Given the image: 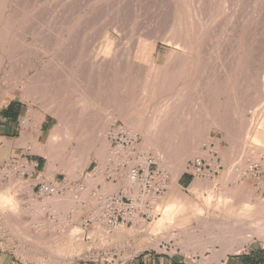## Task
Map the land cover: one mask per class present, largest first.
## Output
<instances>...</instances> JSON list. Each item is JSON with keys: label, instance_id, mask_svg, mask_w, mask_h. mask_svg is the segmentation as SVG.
<instances>
[{"label": "rangeland", "instance_id": "374dc122", "mask_svg": "<svg viewBox=\"0 0 264 264\" xmlns=\"http://www.w3.org/2000/svg\"><path fill=\"white\" fill-rule=\"evenodd\" d=\"M10 102L18 111L15 129H0V164L27 155L40 172L0 179V256L124 264L156 250L184 253L192 264L196 255L212 262L220 244L208 232L218 234L231 220H264V181L234 172L235 165L264 160L253 139H264V0H0V120ZM134 120L141 128L133 129ZM115 122L136 132L137 149L169 176L152 220L122 233L86 223L103 196L130 190L126 172L111 176L109 150L97 154L104 142L115 149L108 136ZM55 131L74 139L55 147L59 157L47 174L44 148ZM211 151L227 170L193 176L191 160ZM173 168L209 188L178 184ZM42 179L64 185L59 195L71 203H45L53 195L34 190ZM244 185L255 195L254 215L241 205L244 215L236 218L230 196ZM175 194L186 199L184 214L165 216ZM33 202L45 208L36 217Z\"/></svg>", "mask_w": 264, "mask_h": 264}, {"label": "built area", "instance_id": "2783aa9c", "mask_svg": "<svg viewBox=\"0 0 264 264\" xmlns=\"http://www.w3.org/2000/svg\"><path fill=\"white\" fill-rule=\"evenodd\" d=\"M112 146L124 157L114 168L117 176L126 171L130 190H120L106 195L96 207L99 215L89 217L86 223L99 222L109 230H117L120 226H132L139 220L149 222L153 217L155 202L167 191L168 174L157 165L156 158L145 155L137 147L139 135L121 122H115L108 133ZM33 160L26 155L24 160L14 158L0 164V179L7 180L13 176L32 177L39 173L37 163L32 170ZM115 163V162H114ZM190 168L193 176L212 178L224 170V164L217 152L211 151L207 156H196L191 160ZM235 172L243 177L251 178L260 184L264 181V160L250 162L247 166L235 165ZM115 178H113L114 180ZM63 186L39 181L34 190L39 196L59 194ZM264 187V185H263Z\"/></svg>", "mask_w": 264, "mask_h": 264}, {"label": "crops", "instance_id": "0c3cea01", "mask_svg": "<svg viewBox=\"0 0 264 264\" xmlns=\"http://www.w3.org/2000/svg\"><path fill=\"white\" fill-rule=\"evenodd\" d=\"M17 107L16 104H14V102H10L8 104V106H6V108L3 110L2 112V119L0 120V129L1 132L3 134H8L11 131H13L15 129V119L17 116ZM40 165V162L37 161ZM227 170L226 167L224 166V171ZM235 172V171H234ZM180 179L179 182L182 185H187V184H191V186L195 183L192 184V177L191 176H187L185 174H181V176L179 177ZM178 182V184H179ZM222 184V183H221ZM223 185V184H222ZM233 185V183H232ZM204 188H209L208 186H205ZM249 188L248 186H243L241 187V191L242 193H237L234 194L233 196H230L231 199L233 201H235V205L232 206V216H236V218H240L242 217V212L239 213V209L241 207V205H245V206H251L252 210L248 213H250V215H254L253 212V206H254V202H255V195L253 194V192H249L248 191ZM229 196V195H228ZM176 197V194H175ZM185 197L184 198H172V203L169 206H166L165 209V216H168L170 213H174V214H184V210L181 209L184 204L183 201H185ZM180 201V202H178ZM179 205H178V204ZM172 206V207H171ZM175 206V207H174ZM170 208V209H169ZM177 208V209H176ZM179 210V211H178ZM186 213V212H185ZM246 216H249L246 215ZM243 222H246L247 225L246 227L249 228L248 226H250V228L253 226L257 228V225H260L262 222V224H264V220L256 222L253 221L249 218H244L241 220H231V225L236 226V230L235 233H237L236 231H238V227H240V230H242L243 228H241V226L243 227L244 225H242ZM261 226V225H260ZM264 226V225H263ZM246 227H244L246 229ZM249 228V229H250ZM260 227H258L259 229ZM245 229H243L245 231ZM263 229V227H262ZM242 230V231H243ZM260 230V229H259ZM258 230V233H260L261 231ZM242 231H238L239 233H241ZM243 231V232H244ZM248 230H246L247 232ZM245 232V234H247ZM249 235H247V239L246 242L244 240V238L242 239V245L239 246H235V250L234 252H229L226 253V255L221 256L219 258H212V262H205L203 261V258L200 255H196L193 258L194 261H198L197 264H264V238L260 237V236H264V232H261L260 236H258V234H256V232L253 231V233H255V236L252 237V233L251 231H248ZM251 234V235H250ZM239 236V235H238ZM250 236V237H249ZM251 240H250V239ZM239 239V237L237 238V240ZM244 240V241H243ZM250 240V241H249ZM221 249L220 245L216 246V250ZM210 256V255H209ZM0 264H31L28 262H24L22 260H19L18 258H11L9 259L8 256L3 257L0 256ZM124 264H192L189 260H188V256L184 255V253H167V252H159V251H151V250H146V251H141L138 254H136L135 256H133L132 258L127 259L126 261H124Z\"/></svg>", "mask_w": 264, "mask_h": 264}, {"label": "bare ground", "instance_id": "6f19581e", "mask_svg": "<svg viewBox=\"0 0 264 264\" xmlns=\"http://www.w3.org/2000/svg\"><path fill=\"white\" fill-rule=\"evenodd\" d=\"M173 107H174V105H173ZM171 108V107H170ZM168 109V108H167ZM166 109V110H167ZM173 109V108H172ZM175 109V108H174ZM173 109V110H174ZM170 114V113H169ZM260 114V112H258L256 115H254V118H256L257 117V115H259ZM168 115V114H167ZM244 115V114H243ZM169 116V115H168ZM171 116V115H170ZM241 116V115H240ZM254 121V120H253ZM133 124V129H138V128H141V124L138 122V121H136V120H134L133 122H132ZM157 125V124H156ZM148 126V125H147ZM146 126V128H147V131H148V129L150 128V127H147ZM152 126H154V125H152ZM191 129V128H190ZM66 130V129H65ZM146 131V132H147ZM163 131V130H162ZM109 133V132H108ZM160 133V132H159ZM68 132H65L64 133V135L61 137V133L59 132V131H55L52 135H51V140H50V145L48 146V148H44V152H45V154H47V155H49L50 156V161H49V164H48V167H47V174H49L50 172L51 173H53L52 171H53V167H54V163L56 162V160H58V157H57V154H55V152H54V150L56 151V148L55 147H61V146H65V145H67L68 143H70L74 138H72V134H69ZM147 135V136H146ZM145 142H146V144H149V143H151L150 142V137H149V133L147 132V134L145 133ZM63 137H64V139H63ZM106 138V137H105ZM156 139V138H155ZM254 140H255V143L256 144H258V146H260L261 148H262V150H264V139L261 137V136H256V137H254L253 138ZM66 140V141H65ZM156 141V140H155ZM153 142V141H152ZM159 142V141H158ZM195 142V141H194ZM160 143V142H159ZM158 143V144H159ZM198 143V142H197ZM145 144V143H144ZM145 144V145H146ZM196 144V143H195ZM39 147V146H38ZM193 147V146H192ZM195 147V146H194ZM55 148V149H54ZM111 147H109L108 148V145H107V143L106 142H104V144H102V146H100V148L98 149V153L97 154H100L101 156H103L104 154H106V151H108L109 150V153L108 154H106V156H107V159L106 160H108L107 161V164H108V162L110 163V161H114L115 163H117L119 160H120V158H123L124 156L123 155H119V152L117 151V150H115V149H112V151H111ZM260 149V148H259ZM192 150H193V148H192ZM196 150V149H195ZM59 151V150H58ZM60 151H62V150H60ZM114 151V152H113ZM86 152H83V156L85 157L86 155H84ZM163 154V153H162ZM181 155V154H180ZM185 155V154H184ZM106 156H105V158H106ZM87 157V156H86ZM185 157V156H184ZM183 156L181 157V159L179 160L180 162H179V165L181 164H184L183 162H184V160H185V158H184ZM187 157H188V155H187ZM86 159V158H85ZM168 159V158H167ZM179 159V158H178ZM157 160H158V162L160 163V165H161V163H162V161H163V157H162V155L160 156L159 155V157L157 156ZM69 162L71 163V160L70 161H68V164H69ZM84 162H86V161H84ZM106 162V161H105ZM164 162V161H163ZM37 164V163H36ZM35 164V165H36ZM66 164V163H65ZM64 164V165H65ZM166 164V163H165ZM170 164V163H169ZM35 165L33 164L31 167H32V169H34V167H35ZM104 165V164H103ZM173 165H176V164H173ZM178 165V166H179ZM107 166V165H106ZM167 167V166H166ZM169 167V166H168ZM177 167V166H176ZM178 169V168H177ZM176 170V169H175ZM70 171V170H69ZM68 171V172H69ZM234 171H235V169H234ZM126 171H123V172H121L118 176H125V173ZM72 173V172H71ZM183 173V172H182ZM46 174V173H45ZM181 174V173H180ZM172 176H173V181H175V182H178V179H179V177L181 176V175H179V173H178V171H174V168L172 169ZM179 176V177H178ZM241 176V175H240ZM126 179L128 180V178H127V175H126ZM208 179H210V178H208ZM104 180H105V178H104ZM128 184H129V182H128ZM130 186V185H129ZM205 186H209V184L208 183H205V182H201V181H197V182H195L192 186H191V189L192 190H195V189H198V188H204ZM110 187V188H109ZM113 186H109V185H103V187H101V190L103 191L104 189L105 190H110L111 188H112ZM122 189H124V190H126L127 191V189H125V188H122ZM109 194V193H108ZM111 194V193H110ZM165 194V193H164ZM66 196V195H65ZM65 196H64V198H63V196H60L59 194H54L52 197H50V198H48L47 199V201L45 202V203H48V204H55V205H58V208H62V209H64L66 206H68L70 203H71V198L69 197V199H66L65 198ZM93 196H94V194H93ZM68 197V196H67ZM103 197H105V196H103ZM102 197V198H103ZM101 198V199H102ZM172 198H175L176 199V197L174 196V195H172L168 200H169V202L167 203V205L166 206H169L171 203H172ZM184 198V197H183ZM178 202H180V201H178ZM34 203V202H33ZM178 204V203H177ZM179 205V204H178ZM183 207L181 208V209H183L184 210V205H182ZM44 207V206H43ZM42 207V205H40V203H37V202H35L33 205H32V207L30 208V212H32L33 214H34V216L36 217L39 213H40V211L41 210H44L45 208H43ZM96 207H97V205L95 206V214H91L90 215V217H95V216H98L99 215V212H98V210H96ZM172 207V206H171ZM175 207V206H174ZM47 209V208H46ZM170 209V208H169ZM177 209V208H176ZM179 211V210H178ZM66 220V219H65ZM63 223V222H62ZM145 223H146V221L145 220H139L135 225H137V224H141V226H143V225H145ZM263 223V222H262ZM260 224V225H257V228H256V226L255 227H251L250 228V226H248L249 228H247L246 226H241V228H243V229H245L244 227H246V229H245V231L243 232L242 230H240V227H238V231H242L241 233H239L238 231H236L237 233H235V231L234 230H236V226H234V228H233V226H224L223 228H220V232H218V234H217V232H216V234L215 233H213L212 234V232H208V233H211L210 235H211V239L212 240H216V243H218V244H220V246H221V249H218V250H216L214 253V255H213V257H216V258H219V257H221V256H224V255H226V253H229V252H231V251H233V249H234V247L235 246H239V248H240V246L243 244L242 243V239L244 238V240L245 239H247V235H249V233H248V231H251V233H252V235H254L255 236V234L253 233V231L254 232H256V234H258V235H260L261 234V232H264V224ZM94 224H98V225H102L101 223H99V222H94ZM36 225V224H35ZM140 226V227H141ZM258 227H260L259 229H258ZM262 227H263V229H262ZM124 230H125V226H120L118 229H117V231L119 232V233H122V232H124ZM246 230H248L247 232H246ZM258 230L259 231H261L260 233H258ZM245 232L247 233V234H245ZM189 234H192V233H189ZM264 234V233H263ZM239 235V236H238ZM251 235V234H250ZM193 237V236H192ZM191 237V238H192ZM239 237V239L237 240V238ZM250 237V236H249ZM253 237V236H252ZM251 237V238H252ZM262 237H264L263 235H262ZM250 239V238H249ZM243 240V241H244ZM248 240V239H247ZM245 242H246V240H245ZM217 245V244H216ZM225 257V256H224Z\"/></svg>", "mask_w": 264, "mask_h": 264}]
</instances>
